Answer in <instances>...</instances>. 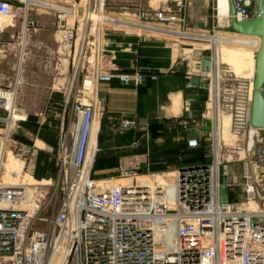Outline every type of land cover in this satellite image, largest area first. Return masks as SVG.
<instances>
[{"label":"built area","instance_id":"1","mask_svg":"<svg viewBox=\"0 0 264 264\" xmlns=\"http://www.w3.org/2000/svg\"><path fill=\"white\" fill-rule=\"evenodd\" d=\"M13 1L0 0V25L10 28L20 22L22 37L26 38L38 30L39 22L31 17L30 6H17ZM191 3L192 0H160L154 12L144 9L125 18L109 15L106 0H66L49 7L54 11L53 29L58 41L54 88L60 86L59 76L68 75L58 152L62 198L58 213L43 220L48 228L34 229L46 194L42 186L31 188L30 183L21 180L35 174L38 148L35 144L17 143L13 155L23 167L19 176L16 172L11 175L18 181L7 182L6 173L0 170V264H264V129L250 123L254 90L251 81L242 80L236 92L223 98L231 119L229 131L236 144L224 141L220 146L219 142V150L232 147V153L244 152L243 160L249 156L251 165L261 166L260 171L250 170L249 163L245 164L244 199L239 204L230 200L229 170L224 171L227 166L221 155L217 160L216 151L213 162L174 172L171 193L156 180L140 183V175L155 172L139 175V163L128 162L116 178L94 175L100 126L95 144L92 136L105 111L102 86L114 80L139 86L147 78H158L156 74H145L140 66L133 71L115 68V52L109 50L108 38L125 33L147 42L146 28L178 32L169 25L185 26ZM233 4L238 21L260 15L258 0H233ZM136 19L153 20L155 25ZM117 22L143 30L130 34ZM230 28L231 14L227 18V30ZM7 94L16 96L0 89V110L9 107L11 113L9 118L0 117L6 122L16 113L14 106L7 103ZM192 102H184L190 116ZM217 117V113L214 120L204 115L211 122L208 131L216 134L221 127L214 126ZM147 128V120L138 117L121 118L117 126L120 132H145ZM213 144L216 148V142ZM189 145L196 147L198 141L193 139ZM165 173L156 174L165 177ZM226 175L228 183L224 182ZM226 187L227 195L223 192Z\"/></svg>","mask_w":264,"mask_h":264},{"label":"rangeland","instance_id":"2","mask_svg":"<svg viewBox=\"0 0 264 264\" xmlns=\"http://www.w3.org/2000/svg\"><path fill=\"white\" fill-rule=\"evenodd\" d=\"M49 3L62 5L66 0H45ZM199 1V5L193 6L192 3ZM15 5L25 8L23 0H14ZM191 5L187 11V24L181 26L174 23L173 31H187L190 34L209 35L212 36L217 32L220 26V19L217 12V0H192ZM160 0H106L105 10L114 17L125 18L123 16H131L130 13H138L142 10L154 12L158 9ZM152 6V7H151ZM30 15L39 22L37 31H33L22 37V25L20 22H15V27L4 28L0 25V89L7 92H14L16 99L14 108L16 113L26 115V120H16L12 127L5 120H0V141L6 140L7 150L14 154L17 143H33L38 148V158L42 155L47 156L54 165H50L53 175L48 177H38V170L33 176H25L21 180L32 184L31 188L42 186L46 194V201L40 209L38 219L35 221L34 229H46L48 224L44 222L45 219H52L60 208L62 198V190L59 184V170H58V152L61 139V130L63 127V115L61 109H64V100L68 88V75L59 76L60 86L54 88V78L56 76L55 65L57 60V34L54 31V11L49 7H42L39 5H30ZM155 9V10H154ZM131 18V17H129ZM135 19V17H133ZM139 23L150 22L155 25L153 20L146 21L145 19H136ZM202 22H207L208 26L202 31ZM128 33L141 32L140 30L125 28ZM217 31V32H216ZM229 31V30H228ZM227 34L230 37H236V33L229 31ZM125 34V33H117ZM149 40L160 42L162 44L174 45L176 51L181 52L184 56V64L187 68H191V72L199 74L204 80V84H208L209 88L203 91V110L201 115L217 117L220 127L219 142L223 146L225 141L228 145H235L236 140L230 134L231 119L229 111L226 109V104L223 98L227 94H232L238 90L242 83V78L251 81V68L255 67L254 58L257 54V48L242 47L244 52L251 53L252 58L249 63L248 70L250 74L238 73L235 70L234 64L225 62L221 58V45L215 46L207 40L190 39L186 40L182 37H175L173 35H160L155 33H147ZM170 34V33H169ZM172 34V33H171ZM192 38V37H190ZM189 39V38H188ZM227 47H236L231 44H226ZM23 58L21 84L17 86L19 78V63ZM207 60L210 63V70H206L208 66ZM253 66V67H252ZM202 82V81H201ZM141 85V84H140ZM135 86V85H129ZM217 88V89H216ZM216 89V90H215ZM52 97V99H51ZM211 104V106H210ZM56 107V108H55ZM192 109V106H191ZM185 111V108H184ZM186 114H188L185 111ZM11 115L10 108H2L0 110V117L2 119L9 118ZM189 115V114H188ZM201 116L196 120L188 119L189 123H196L202 125ZM68 119V117H67ZM226 120L229 123L226 125ZM216 121V120H215ZM217 127V129H218ZM216 133L206 131L202 137V145L200 148L201 155L206 157L208 163L213 162L214 152L216 151ZM193 140V139H191ZM189 140V144L190 141ZM198 141L199 140L195 139ZM232 147H221L220 155L224 159L223 163L228 167L231 189L230 200L235 203L242 202L244 199V187L242 186L243 172L246 163H249L250 170L258 169L261 166L250 164V157L243 160L245 153H232ZM14 156V155H13ZM17 158V156H14ZM18 159V158H17ZM242 159V160H239ZM129 162V161H128ZM139 175L146 171L139 163ZM264 169V165L262 166ZM6 173V169H1V174ZM157 173V172H156ZM154 174L156 181L169 182L174 184V171H168L163 174ZM162 173V172H161ZM263 188L264 184L262 183ZM170 192L174 190L173 185L166 187ZM171 193V192H170Z\"/></svg>","mask_w":264,"mask_h":264},{"label":"crops","instance_id":"3","mask_svg":"<svg viewBox=\"0 0 264 264\" xmlns=\"http://www.w3.org/2000/svg\"><path fill=\"white\" fill-rule=\"evenodd\" d=\"M192 5H199V1ZM169 26L172 28L175 25ZM200 26L204 31L208 23L202 22ZM108 48L115 52L112 56L115 68L133 71L140 66L145 74H156L158 78H147L139 86L125 85L119 80L102 86L105 111L97 139L99 152L94 165L95 177L116 178L128 161L140 163L145 173L176 172L186 166L207 164L206 157L199 151L202 137L210 129L208 120L201 115L205 87L191 85V77L199 74L186 67L182 53L171 44L151 40L139 42L135 35L121 34L108 38ZM201 80L203 83L204 80ZM187 99L193 100L191 116L184 111ZM201 116V126L188 121L199 120ZM135 117L147 120L145 132H120L117 129L121 118ZM191 139H198L199 144L190 146ZM51 164L54 165V162L41 155L35 170H38V177L52 176ZM154 180V175H140L138 178L142 184Z\"/></svg>","mask_w":264,"mask_h":264},{"label":"bare ground","instance_id":"4","mask_svg":"<svg viewBox=\"0 0 264 264\" xmlns=\"http://www.w3.org/2000/svg\"><path fill=\"white\" fill-rule=\"evenodd\" d=\"M26 3L27 8L31 4L34 5H39L42 7H50L53 5L52 3H49L45 0H23ZM217 8H218V16L220 18V26L218 27L219 29H222V32H217L216 34L209 36V35H197V34H186L183 32H174V33H168V35H173L175 37H184L186 40L190 39H197V40H207L211 43H213L215 46L221 45V58L225 62H229L230 64H234L233 66L235 67V70L238 73H245V74H250L251 72V84L253 86L254 84V77H255V69H256V56L254 58L255 61V67L251 70H248L249 63L251 62L252 54L251 53H246L244 52L245 49L242 47H249V48H257L259 49L261 38L258 36H249V35H244V34H239L237 33L236 37H230L227 34L230 32L227 30V18L230 14V8H231V3L230 0H217ZM10 22V21H9ZM117 25L124 26L129 28L130 25L123 23V22H117ZM143 30V27H141ZM140 29V31H141ZM148 33H155V34H160V35H167L165 32H160V31H154L149 28H146ZM192 37V38H190ZM189 38V39H188ZM226 44H231L232 46L236 47H227ZM23 56L20 60L19 63V78L17 81V86L21 84V75H22V63H23ZM249 62V63H248ZM253 67V66H252ZM251 71V72H250ZM243 80H248L245 78H242ZM209 88V85H208ZM217 89V88H216ZM215 89V90H216ZM7 103L10 106H14L15 98L16 96L14 94H7ZM175 106V105H174ZM211 106V104H210ZM26 115L14 113L11 118L8 120L10 127L14 125L16 120H21L24 121L26 120ZM226 125L229 123V121L226 120ZM99 123L96 124L94 127V132L92 136V144H95L96 138H97V133L99 130ZM219 135L220 133L217 132L216 134V154H217V160H219L220 157V150H219ZM23 164L20 160H18L16 157L12 155L10 151L7 150V142L6 140H1L0 141V170L2 168L6 169V174H5V180L7 182H17L18 178L13 177L11 175V172H16L17 176H19L20 172L22 171ZM163 186H172V183L169 182H162L160 183ZM32 185V184H31ZM170 199V197H169ZM172 199V198H171ZM252 208H255L256 205H252Z\"/></svg>","mask_w":264,"mask_h":264},{"label":"water","instance_id":"5","mask_svg":"<svg viewBox=\"0 0 264 264\" xmlns=\"http://www.w3.org/2000/svg\"><path fill=\"white\" fill-rule=\"evenodd\" d=\"M230 3V31L249 36H258L261 38L260 46L256 54V69L250 123L253 127L264 129V0H258L260 15L257 18L248 21H238L235 17L233 0H230ZM205 64L208 65L205 69L210 70V63L208 60ZM191 85L208 88V84L202 83L199 76L191 77ZM208 123L210 124L211 122L208 120ZM224 171L227 173V167H225ZM224 182L228 183L227 175L224 178ZM223 192L227 195L229 189L226 187Z\"/></svg>","mask_w":264,"mask_h":264},{"label":"clouds","instance_id":"6","mask_svg":"<svg viewBox=\"0 0 264 264\" xmlns=\"http://www.w3.org/2000/svg\"><path fill=\"white\" fill-rule=\"evenodd\" d=\"M171 95H172V94H170V98H171Z\"/></svg>","mask_w":264,"mask_h":264}]
</instances>
